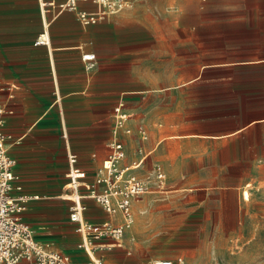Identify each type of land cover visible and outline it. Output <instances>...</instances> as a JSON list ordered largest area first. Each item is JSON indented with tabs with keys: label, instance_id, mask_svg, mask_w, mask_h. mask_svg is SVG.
<instances>
[{
	"label": "crops",
	"instance_id": "0c3cea01",
	"mask_svg": "<svg viewBox=\"0 0 264 264\" xmlns=\"http://www.w3.org/2000/svg\"><path fill=\"white\" fill-rule=\"evenodd\" d=\"M171 1L165 0V3ZM64 2L0 0V87L5 89L1 99L8 102L7 88L13 87V98L8 102L12 113L6 118L4 130L18 143H11L8 149L18 162L15 171L20 176L23 192L36 196L29 201L24 220L34 229L38 240L53 242L56 249L69 254L76 264H89L88 254L78 248L81 236L76 232V224L70 220L68 154L77 156V167L86 172L88 181L93 180L94 173L108 157L113 109L124 100V91L120 87L108 96L107 87L101 83L104 76L97 74L106 72L99 67L104 59L112 60L105 52L107 46L117 41L114 21L107 19L83 26L76 13L59 9ZM175 3L178 11L185 6V0ZM195 4L201 10L232 14L228 28L238 30L237 35L244 39L242 43L264 46V0H195ZM79 9L95 12L97 6L91 0H79ZM178 23L184 24V21ZM39 36L47 38V44L36 45ZM86 54L95 55L93 69H88L83 60ZM255 62L264 63V56ZM115 73L119 77L124 75V72ZM247 73L264 76V70ZM126 74L136 85L131 94L135 98L134 108L139 111L147 104L148 93L180 91L187 84L180 80L160 81V78L175 77V72ZM140 77L146 79L140 80ZM141 81L144 84L140 88ZM230 89L244 94L245 106L252 108L250 117L232 132L186 135L169 133L162 126L158 134L166 135L169 143L173 141L178 145L192 141L200 145L225 142L232 156L264 157V110L261 107L264 83L230 84ZM113 99L117 100L114 105ZM125 109L129 110L126 105ZM129 124L134 133L122 135L128 152L124 165L134 159L133 151L139 144L137 131L142 126L148 133L145 147L151 154L140 171L148 173L155 164H160L166 173L164 163L158 158L160 152L164 154L161 142L154 141L148 128L136 118ZM165 162L171 167L170 161ZM172 166L181 169L178 164ZM156 192L154 189L134 202L135 222L121 246L109 247L113 241L107 238L97 241L93 254L100 264H154L162 260L173 264H220L233 260L225 251L211 253L194 248L185 212L153 213L150 205ZM168 192L169 189L165 194ZM84 202L88 207L85 212L88 221L110 219L94 200ZM140 202L144 204L142 212L137 210Z\"/></svg>",
	"mask_w": 264,
	"mask_h": 264
},
{
	"label": "rangeland",
	"instance_id": "374dc122",
	"mask_svg": "<svg viewBox=\"0 0 264 264\" xmlns=\"http://www.w3.org/2000/svg\"><path fill=\"white\" fill-rule=\"evenodd\" d=\"M175 1L135 0L132 7L99 20L114 21L117 41L105 52L112 60L104 59L99 66L106 72L97 74L104 76L101 83L108 96L122 88V102L132 118L141 121L164 149L158 158L167 170L169 192L153 195L151 211L185 212L194 248L225 251L233 257L220 264H264V157L232 156L225 142L178 145L158 134L162 126L169 133L186 135H225L241 126L252 108L245 106L244 94L231 91L230 84L264 83V76L247 73L264 70V63L255 62L264 56V46L243 44L238 30L228 28L232 14L201 10L195 0H185L178 11ZM127 72H175V77L160 81L187 84L180 91L148 93L147 104L139 111L131 94L136 85ZM137 210H144L142 202Z\"/></svg>",
	"mask_w": 264,
	"mask_h": 264
},
{
	"label": "built area",
	"instance_id": "2783aa9c",
	"mask_svg": "<svg viewBox=\"0 0 264 264\" xmlns=\"http://www.w3.org/2000/svg\"><path fill=\"white\" fill-rule=\"evenodd\" d=\"M88 1V0H84ZM97 6L95 12L79 9V0H65L59 5L60 10L76 13L83 26L97 24L108 15L118 14L133 6L135 0H91ZM45 6V4H44ZM47 38L39 36L36 45L47 44ZM83 60L87 68L95 66V55L86 54ZM13 87H8V102L13 98ZM5 89L0 87V264H76L71 256L56 249L51 241L36 238L34 229L28 224L23 214L33 196L23 192L20 176L16 173L17 160L9 153V145L18 143L11 134L4 130L6 118L12 113L8 102L1 99ZM132 113L119 102L113 109V129L109 142V154L94 173L93 180H87L85 171L77 167V156L68 154V186L71 201L70 220L76 224V232L81 236L78 248L85 250L90 258L97 241L109 238L110 246H121L125 235L132 228L135 219L133 204L142 196L152 192L167 191L166 173L160 164H155L150 172L140 170L145 165L151 151L146 149L149 141L144 127H139L137 136L139 144L133 151L134 159L124 165L127 149L122 135L134 133L129 122ZM94 200L110 219L103 222H91L85 219L88 207L84 200ZM98 264L90 258L89 264ZM155 264H173L170 260L157 261Z\"/></svg>",
	"mask_w": 264,
	"mask_h": 264
},
{
	"label": "bare ground",
	"instance_id": "6f19581e",
	"mask_svg": "<svg viewBox=\"0 0 264 264\" xmlns=\"http://www.w3.org/2000/svg\"><path fill=\"white\" fill-rule=\"evenodd\" d=\"M244 198L248 199L249 198V194L247 192H244ZM90 258L92 260H94L96 263L100 264L98 258L95 257V255L93 254V252L90 253Z\"/></svg>",
	"mask_w": 264,
	"mask_h": 264
}]
</instances>
